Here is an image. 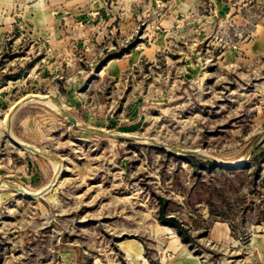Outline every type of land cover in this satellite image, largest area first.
Here are the masks:
<instances>
[{
	"label": "rangeland",
	"instance_id": "rangeland-1",
	"mask_svg": "<svg viewBox=\"0 0 264 264\" xmlns=\"http://www.w3.org/2000/svg\"><path fill=\"white\" fill-rule=\"evenodd\" d=\"M24 13L0 7V264H264V0L128 39Z\"/></svg>",
	"mask_w": 264,
	"mask_h": 264
},
{
	"label": "crops",
	"instance_id": "crops-1",
	"mask_svg": "<svg viewBox=\"0 0 264 264\" xmlns=\"http://www.w3.org/2000/svg\"><path fill=\"white\" fill-rule=\"evenodd\" d=\"M14 1L0 0V7L8 12L10 9L12 10ZM31 1L23 0L24 15L29 23L40 27V37L48 35L49 27L59 26L63 23H72L78 27L84 25L81 22L82 17L90 18L101 14L107 16L110 25L119 26L121 36L126 39L134 35L142 21H150L148 28L153 29L154 23L152 18H148V12L155 14L162 10L164 16L160 20L161 26L172 29L180 22L181 17L194 13L202 4V0H51V3L50 0H41L42 2L38 6ZM68 11H72L75 16L77 15V18H70L67 15ZM153 35V43L150 48L143 50L136 47L131 53H125L110 61L109 66L115 63L119 68L128 69L131 65H138L143 56L157 55L160 49L165 47L166 39L154 31Z\"/></svg>",
	"mask_w": 264,
	"mask_h": 264
},
{
	"label": "water",
	"instance_id": "water-1",
	"mask_svg": "<svg viewBox=\"0 0 264 264\" xmlns=\"http://www.w3.org/2000/svg\"><path fill=\"white\" fill-rule=\"evenodd\" d=\"M69 116V115H68ZM69 118L71 119V117L69 116ZM74 123H75V121L73 120V119H71ZM92 131H94V132H97V133H99V134H105L102 130H92ZM160 146H162V147H164L163 145H160ZM181 152H183V153H190V152H185V151H181ZM215 163H218L219 165H221V166H223V167H225V168H235V167H237V166H232V165H230L229 163H219V162H217V161H214Z\"/></svg>",
	"mask_w": 264,
	"mask_h": 264
},
{
	"label": "trees",
	"instance_id": "trees-1",
	"mask_svg": "<svg viewBox=\"0 0 264 264\" xmlns=\"http://www.w3.org/2000/svg\"><path fill=\"white\" fill-rule=\"evenodd\" d=\"M161 214H162V222L163 223H167V224H172V225H176V226H178L179 225V223L175 220V219H169V220H165L164 219V214H165V212H164V208H162V210H161Z\"/></svg>",
	"mask_w": 264,
	"mask_h": 264
},
{
	"label": "bare ground",
	"instance_id": "bare-ground-1",
	"mask_svg": "<svg viewBox=\"0 0 264 264\" xmlns=\"http://www.w3.org/2000/svg\"><path fill=\"white\" fill-rule=\"evenodd\" d=\"M230 165H232V166H236V165H234V164H231V163H229Z\"/></svg>",
	"mask_w": 264,
	"mask_h": 264
}]
</instances>
